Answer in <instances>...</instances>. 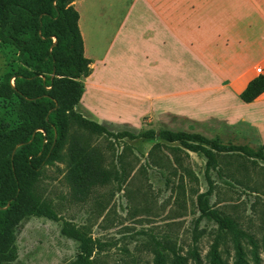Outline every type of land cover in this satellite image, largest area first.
I'll return each instance as SVG.
<instances>
[{"label": "trees", "instance_id": "trees-1", "mask_svg": "<svg viewBox=\"0 0 264 264\" xmlns=\"http://www.w3.org/2000/svg\"><path fill=\"white\" fill-rule=\"evenodd\" d=\"M0 45L13 48L17 54L15 69L0 81V101L19 120L14 127L0 120V264L13 261L15 231L22 220H61L52 202L37 191L46 165L64 164L69 200L74 203H85L97 188L111 182H126L130 162L120 154L115 164L109 163L102 146L92 141L102 136L157 141L149 156L167 148L176 162L179 153L202 155L206 159L208 189L197 196V222L206 220L217 227L208 252L209 264H227L219 249L225 240L234 252L231 264H250L245 245L252 248L258 262L254 237L235 218L209 204L213 184L208 172L223 174L225 167L233 163L234 171L247 172L248 163L264 162V145L253 148L167 127L113 132L111 124L86 117L77 107L84 93L82 79L92 71L91 61L84 56L78 13L69 0H0ZM262 93L264 76L259 75L247 84L240 99L250 103ZM170 144L176 146H167ZM153 163L163 165L164 161L154 157ZM61 234L78 244V253L70 264H95L99 243L85 227L64 222ZM158 247L154 264H189V258L194 264H202L196 250L186 256L170 246Z\"/></svg>", "mask_w": 264, "mask_h": 264}, {"label": "rangeland", "instance_id": "rangeland-1", "mask_svg": "<svg viewBox=\"0 0 264 264\" xmlns=\"http://www.w3.org/2000/svg\"><path fill=\"white\" fill-rule=\"evenodd\" d=\"M16 57L13 48L0 45V81L5 73L15 69ZM111 57L109 68L114 70L111 74L113 78L119 77V93L114 97L123 102L125 92L130 90L126 78L132 69L131 55L122 44H117L116 53ZM135 66L141 68L140 61ZM85 81L88 83L89 79L83 78L82 82ZM158 89L159 94L162 91L168 94L173 91V86L165 84ZM89 94L86 102L92 105L97 101L91 102L93 94L91 91ZM3 107L5 104L0 101V120L8 122L11 127L16 126L19 120L15 112ZM171 108L164 105L162 112L140 118L135 126L113 124L110 129L118 132L167 127L200 133L222 142H240L227 129L203 121V109ZM80 109L78 106L77 110ZM92 141L102 146L109 163L115 164L120 154L126 156L131 166L126 182L121 185L111 182L97 188L85 203H74L69 200L64 164L46 165L37 183V191L52 202L61 220L55 222L38 217L22 220L15 231V257L6 264H70L78 253V244L61 234L64 222L85 227L99 243L95 264H154L158 245L173 247L186 256L196 250L202 264H209L208 252L217 236V227L206 220L197 222V196L208 189L206 159L196 153L187 156L179 153L176 162L174 153L167 148L150 157L149 151L157 141L115 140L104 136L94 137ZM154 157L161 158L163 165H155ZM235 165L225 167L223 174L215 170L208 172L213 184L209 204L235 218L254 237L258 244V262H255L249 245H245L247 259L250 264H264V162L248 163L247 172L234 171ZM219 249L222 259L231 264L234 252L228 240L221 242ZM189 264H194L190 258Z\"/></svg>", "mask_w": 264, "mask_h": 264}, {"label": "crops", "instance_id": "crops-1", "mask_svg": "<svg viewBox=\"0 0 264 264\" xmlns=\"http://www.w3.org/2000/svg\"><path fill=\"white\" fill-rule=\"evenodd\" d=\"M69 3L78 13L84 56L91 61L79 102L86 117L135 126L164 105L203 109V121L227 129L240 139L236 144L264 145V93L250 103L240 99L251 80L264 76V0ZM117 44L131 55L132 64L123 102L114 97L119 77L113 78L109 68ZM138 61L141 68L135 66ZM165 84H172L173 91L159 94ZM90 91L91 102L97 101L92 105L86 102Z\"/></svg>", "mask_w": 264, "mask_h": 264}, {"label": "built area", "instance_id": "built-area-1", "mask_svg": "<svg viewBox=\"0 0 264 264\" xmlns=\"http://www.w3.org/2000/svg\"><path fill=\"white\" fill-rule=\"evenodd\" d=\"M256 72L259 73V74L262 73L261 68L260 67L256 68Z\"/></svg>", "mask_w": 264, "mask_h": 264}, {"label": "water", "instance_id": "water-1", "mask_svg": "<svg viewBox=\"0 0 264 264\" xmlns=\"http://www.w3.org/2000/svg\"><path fill=\"white\" fill-rule=\"evenodd\" d=\"M18 146H19V145H18ZM18 146H17V147H18Z\"/></svg>", "mask_w": 264, "mask_h": 264}]
</instances>
